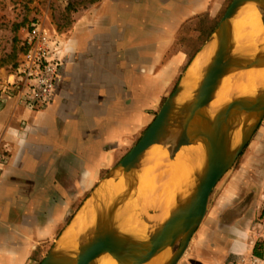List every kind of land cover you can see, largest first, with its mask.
I'll use <instances>...</instances> for the list:
<instances>
[{"label":"crops","instance_id":"crops-1","mask_svg":"<svg viewBox=\"0 0 264 264\" xmlns=\"http://www.w3.org/2000/svg\"><path fill=\"white\" fill-rule=\"evenodd\" d=\"M53 2L64 6L65 15L58 16L68 23L48 27L43 21L65 48L51 104L35 110L17 105L6 92L11 75L1 87L0 264L42 261L70 231L77 233L74 244L76 220L93 191L139 141L195 58L208 52L203 24L217 20L226 0ZM56 14L42 20L54 22ZM164 164H171L166 156ZM156 177L153 187L169 191V210L155 223L177 199L173 185L161 183L159 172ZM195 177L174 180L194 188ZM211 200L179 264H229L256 252L264 260V224L256 222L264 215V174L235 175Z\"/></svg>","mask_w":264,"mask_h":264},{"label":"water","instance_id":"water-1","mask_svg":"<svg viewBox=\"0 0 264 264\" xmlns=\"http://www.w3.org/2000/svg\"><path fill=\"white\" fill-rule=\"evenodd\" d=\"M250 3L263 7L264 24V0L231 2L204 46L216 42L214 56L189 98L180 101L185 91L184 78L139 141L93 191L88 202H92L96 209L95 219L76 239V250H64L60 247L61 240L57 241L40 264H95L106 255L119 264H148L164 252L170 253L165 264H179L206 217L214 189L233 168L264 120V90L255 98H232L214 117L206 111L225 77L264 66V56L235 54L231 21ZM236 126L241 129V139L235 149L230 150V136ZM198 141L205 143L206 160L196 174L189 197L182 199L178 195L169 215L158 223H151L147 236L138 237L123 230L126 218L137 212L132 204L140 176L148 168L150 150L156 145L170 143L171 156L175 157L183 148ZM122 180L124 189L116 194L115 185ZM147 216L154 220L160 212L146 213L143 222H147ZM177 245L179 247L175 250Z\"/></svg>","mask_w":264,"mask_h":264},{"label":"bare ground","instance_id":"bare-ground-1","mask_svg":"<svg viewBox=\"0 0 264 264\" xmlns=\"http://www.w3.org/2000/svg\"><path fill=\"white\" fill-rule=\"evenodd\" d=\"M263 7L260 4L250 3L244 6L235 18L231 21L233 28V36L236 42L235 54L243 57H255L264 56V24L262 21ZM203 50L208 51L199 55ZM196 57L191 69L188 74L186 73V80H184L185 91L180 98L181 102L186 101L194 90L195 86L201 80L204 70L208 63L211 61L216 50V42H210ZM189 67V68H190ZM264 90V66L259 68H253L250 70L242 71L239 73H232L225 77L216 93L214 101L210 104L206 110L210 117H214L217 111L227 102H229L234 97H249L255 98ZM241 139V129L236 126L230 136V150L235 149L239 144ZM171 146L170 143H162L161 145L154 146L149 154L148 158L154 155V153L161 152L153 156L149 167L150 173L148 177L144 178L146 184L140 190V185L142 184L140 178V185L138 186V191L136 193V199L132 204V207H136L137 212L130 215L123 223V230L136 235L138 237H145L149 233V228L154 223L155 219H148L147 222H143L142 218L148 213L149 208L159 210L160 216L158 218L164 217L169 209L164 207V199L168 196L169 191H158L153 187V182L157 178L156 175L159 172L161 177V183L168 182L173 185L176 189L174 192L175 199L181 194L182 199L189 197L193 188H189L186 183L185 189L174 179H178L181 175L185 174L186 177L195 176L204 167L206 160V150L205 143L203 141H198L194 145L183 148L175 157L171 156ZM166 156L170 165L164 166V157ZM151 159V158H150ZM164 167L172 172H165ZM160 168V171H159ZM150 176V177H149ZM187 182V181H186ZM124 189L123 180L115 185L114 192L120 193ZM149 207V208H148ZM175 207V205H174ZM173 207V208H174ZM155 210V211H156ZM145 213V214H144ZM170 213V212H169ZM82 214V215H81ZM80 218L77 222V227L80 229L78 231V237L84 233L89 224H91L95 219L96 209L92 202H89L83 213H81ZM142 214V216H141ZM157 221V220H156ZM158 223V222H157ZM148 224V225H147ZM151 224V225H150ZM77 228V229H78ZM72 229V228H71ZM75 229V228H74ZM76 229V230H77ZM69 232V231H68ZM77 232V231H76ZM72 233L70 231L65 242L60 243V247L64 250H76L77 241L74 244L70 240L72 238ZM77 234V233H75ZM74 239V238H73ZM169 252H164L153 259L148 264H165L170 258ZM95 264H119L111 256H103L99 258Z\"/></svg>","mask_w":264,"mask_h":264},{"label":"rangeland","instance_id":"rangeland-1","mask_svg":"<svg viewBox=\"0 0 264 264\" xmlns=\"http://www.w3.org/2000/svg\"><path fill=\"white\" fill-rule=\"evenodd\" d=\"M53 1L54 0H0V93H1V87L4 86V81L6 80L7 75L9 76L14 73L15 65L18 63L21 54L23 52V46H22V39L24 36L23 31L28 29L30 25L36 21H40V22L44 21V23L48 27H51L52 25L61 26V25H66L68 23L67 18H64L65 16H58V15H65L66 12L62 14V10L64 6H59L55 4V2ZM58 1L60 2L67 0H58ZM81 1H82L81 4L83 5L86 4V2L90 3L93 0H81ZM232 1L233 0H226V3L222 7L221 12L215 22L210 24L209 21H205V23L203 24L205 30L204 31L205 42H207L208 39V37H206V32H209V30H211L214 26L216 27L218 21L222 19L223 15L227 11ZM50 11L57 13L54 18L55 21L50 22L47 21L46 19L42 20L44 15L49 16ZM56 18L58 20H56ZM187 40H193V39L192 37L184 38V41ZM242 173L244 174L251 173L255 177H257V175L264 174V120L261 123L255 135L253 136V138L251 139V141L249 142L248 146L244 149L243 153L241 154V156L233 166V168L222 178V180L218 183V185L214 189L211 195L212 200L214 199V197H216L218 192L222 190V188H224V186L232 178H234L235 175ZM212 204L214 203L212 202ZM155 210L156 209H149L148 213L154 215L157 212V210L156 211ZM208 213H210L209 209L206 216L208 215ZM206 221L209 220L206 219ZM256 222L264 224V215L260 216ZM178 247L179 245L175 247V250H177ZM51 248L52 247H49L46 255L48 254ZM36 257L39 258L38 255ZM42 261H37V263L31 262L29 264H40Z\"/></svg>","mask_w":264,"mask_h":264},{"label":"built area","instance_id":"built-area-1","mask_svg":"<svg viewBox=\"0 0 264 264\" xmlns=\"http://www.w3.org/2000/svg\"><path fill=\"white\" fill-rule=\"evenodd\" d=\"M23 52L11 79L8 95L17 105L42 109L51 104L64 67V43L43 22H33L23 31ZM229 264H264L255 255H240Z\"/></svg>","mask_w":264,"mask_h":264},{"label":"trees","instance_id":"trees-1","mask_svg":"<svg viewBox=\"0 0 264 264\" xmlns=\"http://www.w3.org/2000/svg\"><path fill=\"white\" fill-rule=\"evenodd\" d=\"M214 27H215V26H214ZM214 27H213L211 30H209V32H206V37H208V36L211 34V32L213 31ZM16 67H17V64L15 65L14 71H15ZM256 255H257V256H260V254L257 253V252H256Z\"/></svg>","mask_w":264,"mask_h":264}]
</instances>
